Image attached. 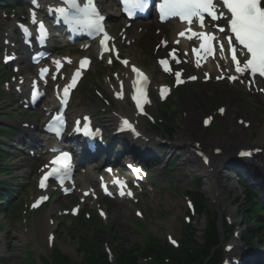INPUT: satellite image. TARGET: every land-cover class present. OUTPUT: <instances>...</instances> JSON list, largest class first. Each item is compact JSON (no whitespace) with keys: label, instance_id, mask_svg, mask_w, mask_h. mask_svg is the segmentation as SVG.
<instances>
[{"label":"snow or ice","instance_id":"obj_1","mask_svg":"<svg viewBox=\"0 0 264 264\" xmlns=\"http://www.w3.org/2000/svg\"><path fill=\"white\" fill-rule=\"evenodd\" d=\"M33 3L38 6L37 0H33ZM60 3L67 7L50 8L49 11L57 14L73 26L84 28L96 34L103 33L102 44L109 39L102 26L104 17L95 8L94 0H86L83 6H81L80 0H60ZM125 4H131L143 10L148 4V0H125ZM69 9L72 11L70 12ZM159 12L162 21L165 17H178L182 22H187L191 25L195 18L201 29L207 27L205 24L206 18H210L212 22L224 21V26L219 24L212 25L220 33L224 34L225 38L223 41L219 40L212 33H205L204 31L198 34L193 33L194 36H198V38L203 40V43L200 45L201 49L211 53L213 51L211 42L216 40L220 51H224L226 48L230 51L231 60L235 62V72L239 73L240 76L247 74L252 77L247 82L249 87L255 85L257 74L259 77L264 78V0H163L159 4ZM33 23H36L35 13H33ZM40 27L42 28L43 25L41 24ZM226 28L230 31V36L226 32ZM188 30L191 31V28L189 27ZM25 32L27 34V29H25ZM179 35L184 36V33H179ZM162 43L166 44L167 42L164 41ZM238 56L240 57L239 59L237 58ZM122 62L125 65L129 63L126 60ZM160 63L165 64V70H168L166 61L161 60ZM132 71L136 72L138 77H143L144 82H147V76L141 70L132 66ZM175 76L179 83L180 73H175ZM195 78L192 77V79ZM238 78L236 75L229 77L233 81ZM257 90L264 92V88H258ZM64 91L67 94L68 88L66 87ZM163 91L168 90L165 88ZM139 92L140 95H144L143 88L139 89ZM132 98L136 102V106L142 110L140 96L134 95ZM219 111L223 113L224 109L221 108ZM211 119V117L206 119L204 121L205 125L209 124ZM122 123L135 132L129 121L124 120ZM47 127L51 130L52 123L50 122ZM77 131H79V128H77ZM56 135H60L59 130L56 131ZM136 135H139V133H136ZM201 155L203 154L201 153ZM239 155L242 158L250 157L252 153L245 151L239 153ZM59 159L63 162L64 174L66 175L69 168L68 161L70 160V156L68 153H62ZM206 160L207 158L205 157ZM57 162L54 161L53 163ZM46 179H48L47 176L41 180V188L45 186L44 180ZM121 195H123V192H121ZM43 199H47V197H41V200ZM33 207H37V204L34 203ZM101 215L104 214L101 213ZM173 243L175 242L173 241Z\"/></svg>","mask_w":264,"mask_h":264},{"label":"rangeland","instance_id":"obj_2","mask_svg":"<svg viewBox=\"0 0 264 264\" xmlns=\"http://www.w3.org/2000/svg\"><path fill=\"white\" fill-rule=\"evenodd\" d=\"M136 62L138 63H144L145 60H148L147 58H149L148 55H143L141 54L140 51H133L131 54H129ZM133 56L137 57L134 58ZM152 67V64L149 65V68ZM222 88H219L217 91H205L201 89H194L191 93H189L187 96L182 97L183 100V111H186L188 109H191V111L195 112V116H202L203 114H205L206 110L210 107L211 103H218V102H222V101H226L228 99H232L234 96L232 95V92L230 91H226V90H221ZM201 97H204V99H202ZM237 101V98H233ZM247 105H243L244 108H246L248 111L251 112H255V113H261V111L264 113V109L257 106V103H255V101L246 99ZM238 106L240 105L239 103H237ZM212 110V109H210ZM203 112V113H202ZM179 118H173V120L170 123V126L175 130V135H174V139H178L179 136H181V132H188L190 131L191 128H193L192 126H190V124L188 125V122H185L184 119H182L180 117ZM227 128H223L222 129H217V127L213 130V132L211 133V136L214 137L216 136L217 138L221 139L224 137H227ZM163 133L162 131H159L158 133ZM251 131H246L244 133L248 134L251 136L252 138V144L251 145H255V144H260L261 143V139L258 137V135L256 134V136H254L253 134L250 133ZM257 137V138H256ZM13 141V140H11ZM15 144V142H14ZM15 154H17V151H15ZM184 161V160H183ZM183 161H179L180 163H182ZM11 166L13 167V176L15 177H20L21 174L19 173V167L20 165H17V161L12 163ZM179 174H178V178L185 174L187 175L183 179V181H181V184L178 183V185L180 186V192H189V191H196V184L194 183V179H196L198 176L202 178L203 180V184L201 186V193L204 194L209 201H214V203H212V208L216 211H220V217L227 219L228 217V212H226L225 207L217 202V199L214 197L213 195V190L214 188H216V184H211V180H209L208 176L204 173V172H199L192 169V167L190 165L184 164L179 168ZM183 171H185V174L183 173ZM162 180V178H157ZM221 181L223 182V185H225L227 188V193L229 192L230 188L235 184L236 188H238V190L240 191V195H235L234 193H230L227 198L228 201V206H230L231 210L233 209L234 212L239 211L241 209V203H239L240 201L245 202V195L246 192L245 190L241 187L240 185V181H239V177L237 174L234 173V170L230 167V165L227 166V169L222 171L221 173ZM18 183H21V181H19ZM17 184V183H16ZM29 186V185H28ZM166 187L165 184L161 183L158 188H157V192H158V196L162 199V203L164 206V212H165V216L163 217H159V221L154 224L153 226H149V230L153 232V235L158 238L161 239L162 241L166 240V236L167 234L173 235L175 238L181 239L182 238V225L180 223L181 219H183V214L186 211L185 208V203H184V199H183V195L179 194L177 197L174 198V196L171 193H164L163 189ZM30 190H28L27 188V192H29ZM225 191V193H226ZM20 196V195H19ZM17 196V197H19ZM262 196H264V194H262ZM119 215L122 214H126L127 219L128 216L130 217L131 214L129 213H124L123 211L118 212ZM242 213V212H240ZM150 215H154L157 214L159 215V212L157 209L155 210H151L149 211ZM207 218L206 217H199L197 218L196 221L193 222V225L198 228L200 231L204 230L206 227V223H207ZM0 220H1V225L3 226L4 230L8 232L9 234V239L12 242V246L14 247L12 250V253L15 252L16 255V259L18 258L16 262V264H21L22 260L20 258H22V255L24 254V251L26 250V241L23 239L22 234L20 232V221L18 218H15L13 216H5V215H0ZM176 220H178L176 222ZM234 221H237V217L235 216ZM238 221L242 222L239 223V225L245 227L244 224V220L243 218L240 216V218L238 219ZM117 223L120 225L121 229H122V236L121 238H123L125 241H127V239H133L134 242L140 243L142 242L141 238L137 235H134L133 232L130 230V228L128 227V225H124L121 224L123 223L120 220H117ZM161 223V225L159 224ZM158 226H163L161 228H167V234L163 233V231L160 229V227ZM238 226V223H236V227ZM240 227V226H239ZM107 239V238H105ZM66 243L62 244L63 249H65L66 252H68L71 255L76 256V258L78 257V255L75 254V250L77 249V245L75 242H71L70 240H66ZM112 247V244H111Z\"/></svg>","mask_w":264,"mask_h":264},{"label":"bare ground","instance_id":"obj_3","mask_svg":"<svg viewBox=\"0 0 264 264\" xmlns=\"http://www.w3.org/2000/svg\"><path fill=\"white\" fill-rule=\"evenodd\" d=\"M115 17L117 18V16ZM228 109L229 114L226 123L227 125L231 124L232 126L227 130V137L221 139L217 138L216 136L212 137L208 133V130H203L199 125H197V119L191 117L190 120L191 123H193V126H190H192L193 128H191L188 132H181V138L174 143V146H182L188 148L190 155L189 158L185 161V164L190 165L192 169L195 170V172H205L209 176V180L212 181L211 184H216V190L214 188L213 195L216 194L218 202L224 205L228 204L226 197H228L229 192L234 193L235 195H240V191L238 190V188H236L235 184L227 193V187L223 185V182L221 181V173L222 171L227 169L226 159L240 148L250 146L249 143L251 142V137L248 134H245L241 129L236 128L234 125L235 117L239 114V110L235 106V102L230 101ZM197 142L202 144L203 149L201 151L204 152L205 156H210V168L205 167L200 158L194 155V150L196 148L194 144H196ZM149 144L152 147V144ZM215 149H219L221 151V154L214 155L213 152ZM262 153H264V146L262 148ZM255 171L256 173H259L260 177L264 175V154L259 156V159L256 161ZM250 174L255 179V175H253V173ZM262 189H264V184L262 185ZM226 211L232 213V210L229 207Z\"/></svg>","mask_w":264,"mask_h":264},{"label":"trees","instance_id":"obj_4","mask_svg":"<svg viewBox=\"0 0 264 264\" xmlns=\"http://www.w3.org/2000/svg\"><path fill=\"white\" fill-rule=\"evenodd\" d=\"M198 200H200V205L202 206V208H205V200L203 199V197H198ZM250 208L251 207L249 203H247L245 205V210L250 209ZM211 230H212L211 242H208L206 244V247L205 246L203 247L195 240L189 239L188 241H186V248L188 249H184L181 254H176L169 249H162L163 251L158 250L156 247L150 250V253H153L157 256V260L160 264H164L163 263L164 256H167L173 259L175 264H182L183 262L184 264H202L203 262H201V259L206 258L207 256L211 255L210 247L212 245L216 246L217 244H219L218 243V232L214 224L212 225ZM134 259L135 258L130 256L129 258H127V261L124 262L123 260L122 264H134ZM93 264H108V263H107V259L105 258V256H102L100 261H97Z\"/></svg>","mask_w":264,"mask_h":264}]
</instances>
